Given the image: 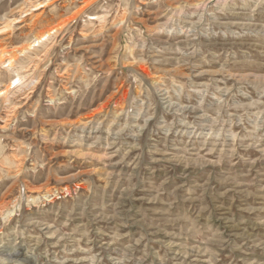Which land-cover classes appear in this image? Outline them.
Masks as SVG:
<instances>
[{
  "label": "rangeland",
  "instance_id": "obj_1",
  "mask_svg": "<svg viewBox=\"0 0 264 264\" xmlns=\"http://www.w3.org/2000/svg\"><path fill=\"white\" fill-rule=\"evenodd\" d=\"M0 264H264V0H0Z\"/></svg>",
  "mask_w": 264,
  "mask_h": 264
}]
</instances>
